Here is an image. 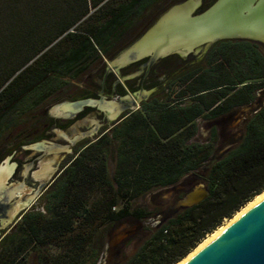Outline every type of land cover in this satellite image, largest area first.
Wrapping results in <instances>:
<instances>
[{"label": "trees", "instance_id": "obj_1", "mask_svg": "<svg viewBox=\"0 0 264 264\" xmlns=\"http://www.w3.org/2000/svg\"><path fill=\"white\" fill-rule=\"evenodd\" d=\"M167 1L0 0V162L39 140L35 132L46 118L39 112L69 80L112 58ZM158 84L162 93L71 159L43 208L12 224L0 238V264H34L35 256L39 264H98L106 229L154 214L138 199L202 171L209 195L143 227L130 240L136 248L123 247L114 263L178 264L264 192V102L242 120L238 135L222 141L213 127L210 139L194 140L199 118L217 119L257 100L264 55L229 45L208 66L174 68ZM228 140L231 146L203 169Z\"/></svg>", "mask_w": 264, "mask_h": 264}, {"label": "water", "instance_id": "obj_2", "mask_svg": "<svg viewBox=\"0 0 264 264\" xmlns=\"http://www.w3.org/2000/svg\"><path fill=\"white\" fill-rule=\"evenodd\" d=\"M200 1L184 0L168 7L140 37L109 62L107 73L111 70L119 71L121 67L146 57H149L147 64L152 65L160 58L171 54L186 56L198 50L203 44H210L216 39L246 34L243 25L244 17L239 18L238 16V13L245 7L243 2L239 0L234 4V0H218L204 13L196 14L195 10ZM235 12L237 13L236 18L233 19L232 14ZM151 92L152 90L142 89L134 95H126L117 99H107L105 96H101L100 98L88 97L66 101L54 106L52 112L58 106H68L62 114L68 117L72 112L85 105H99V107H112L110 116L111 119H114L122 110L137 106L138 102ZM249 105L242 106L237 110L241 112L244 108V110L249 109ZM251 105L255 106V103L253 102ZM43 144L44 142H38L32 144L31 147L38 148ZM230 146L231 140L223 142L206 167L209 168ZM2 163L0 170L5 166V163L13 169L8 160L2 161ZM7 177L5 176L1 183ZM9 188L10 190L5 191L7 199L15 189L13 186ZM208 195L209 188L206 181L203 180L180 198L171 211L176 212L181 208L193 206ZM127 237L129 235L121 234L111 239L112 250L109 264L115 263L113 255L116 246ZM37 264H39L38 261ZM180 264H264V196Z\"/></svg>", "mask_w": 264, "mask_h": 264}, {"label": "flooded vegetation", "instance_id": "obj_3", "mask_svg": "<svg viewBox=\"0 0 264 264\" xmlns=\"http://www.w3.org/2000/svg\"><path fill=\"white\" fill-rule=\"evenodd\" d=\"M217 1L218 0H201L195 10V13H204ZM238 1L239 0H234L233 3L235 4ZM240 1L244 3L245 7L241 12L238 13V16L239 18L244 17L243 25L246 30V34H238L236 36L219 38L211 42L210 44H203L198 48V50L191 52L186 56H181L179 54H171L166 57L160 58L157 62L152 65L147 64L149 61V57H146L142 60H138L121 67L119 71L111 70L107 73V69L109 67V63H107L106 68L104 69V72L101 76V83L98 84V86H96L94 90H87L85 93L79 94L73 97L71 100L74 101L88 97L100 98L101 96H105L107 99H117L126 95H134L142 89L152 90V92L148 96L138 102L137 106L122 110L114 119H111L110 116V111L113 110L112 107H99V105H85L81 109L72 112L71 116L68 117L62 115L65 110L60 106L58 108H54L53 112L52 110L47 112L49 114V117L46 116L41 127L35 132L36 135H41L42 137L40 139H43L48 134L53 132L58 134L61 139L67 142V144L63 145L59 143L48 142L44 143L42 149L40 150L42 153H63V158L61 159L62 161L60 160V164L53 170L48 169L44 172L36 173V176L32 177V179H34L36 182L31 183H35L39 187L38 200L39 203H41V207H39L38 209L44 207V195L53 185V183L61 174L63 169L71 162V159L73 157H75L87 145L97 140L105 132L111 131L115 125H120L132 113L140 110L142 106L147 103L148 100L154 94L160 92L162 93L164 87L158 83L164 82L165 79L168 77V74L172 70L170 68L172 66V60L168 59V57L172 55L180 58L191 56L188 61H185L184 66L180 68V70H186L192 68L195 64L200 68L208 66V62L212 58L217 56L220 53L221 49H225L227 46L234 44L244 46L246 48L247 53L251 56L255 54L256 50H258L261 54L264 55V0ZM236 14V12L232 14L233 19L236 18ZM147 27H145L139 34H136L135 36L133 34L131 38L126 39V41L116 53H119L120 51H122V49H124L132 42H134L138 37H140ZM142 68L143 78L135 81L133 80L131 82L130 79L139 75L140 69ZM167 68H169L168 74L165 73ZM112 74L116 76V79L114 81H111L110 84V77ZM162 74L166 75L164 81H158L157 78ZM92 108H94L95 113L92 112ZM97 115L101 117V121H98L93 118ZM203 119L215 120L214 118ZM69 127L71 129L72 134L71 139H67V136L63 131L64 129ZM212 128L209 130L208 137L205 141L212 137ZM20 164H22V162L17 161L16 167ZM28 171L29 165L25 166V171L22 173V176L26 173H29ZM21 187H23V184ZM174 188L176 189V194H178V197L182 198L194 187L190 190H187L185 193L183 192V189L178 185ZM7 190H10V188L6 187L1 189L2 194L0 195L2 198L0 200V238L4 236L12 226L11 223L13 220L10 221L9 219H14L16 217V215L15 217L13 216L14 203L11 197L12 194L11 196H9V199L5 197V191ZM159 204H161V202H158L154 205L157 206ZM22 206L23 204L19 205V207ZM29 209L30 208H24L23 212L19 214V217ZM173 213L175 212H172L171 208L170 210L166 211L163 221L170 217ZM16 214L18 215V213ZM131 218L133 217H128L126 219ZM111 234H113V231Z\"/></svg>", "mask_w": 264, "mask_h": 264}, {"label": "rangeland", "instance_id": "obj_4", "mask_svg": "<svg viewBox=\"0 0 264 264\" xmlns=\"http://www.w3.org/2000/svg\"><path fill=\"white\" fill-rule=\"evenodd\" d=\"M181 1H184V0H169L167 1L169 3L168 7H170L174 3H178ZM163 12L160 13V9H155L152 14H150L147 18H145V20H143L142 24H139V26L134 28V31H133L134 36L142 32V30L145 27L151 26L153 22ZM117 54L118 53H115L112 58H105L103 61H100L90 72L84 74L79 79L69 80V84L55 96L56 100L52 101L45 108H43V110L39 112V115L42 118L46 117L49 115L47 112L52 110L54 106L61 104L63 102H66V101H71L73 97L79 94H83L87 90H94L96 86H98V84L101 83V76L104 72V69L106 68L107 63H109L112 59H114L117 56ZM190 58L191 56H188L185 58L184 57L183 58H180V57L172 58L171 59L172 66L170 68L180 69L181 67L184 66L185 61H188ZM142 70L143 68L140 69V74L134 78H131L130 81L132 82L133 80L135 81L138 79H142L143 78ZM168 71H169V68L166 69L165 73L168 74ZM165 76H166L165 74H162L161 76L157 78V80L164 81ZM115 79H116V76L112 74L110 77V84H111V81H114ZM263 102H264V89L258 92V98L256 101H254L255 106H252L250 104L249 109L244 110L245 109L244 108L243 111L241 112H239V110H235L215 120H206L203 118H199L197 120L198 131L196 135L194 136V140H198V141L206 140L208 137L209 130L213 126L218 128L221 134L222 141L228 136H230L231 134L240 133V128H241L240 126H241L242 120L251 111L259 107ZM92 109H93L92 112L95 113L94 108ZM93 118H95L98 121H101V117L99 115L94 116ZM43 121H44V118H43ZM63 131L65 132L67 139H71L72 134H71L70 127L64 129ZM38 142H44V143L54 142V143H59L63 145L67 144V142L61 139L58 134L51 132L43 139H39L31 143H28L26 145H23L19 150H17V152L14 155H9L2 160L4 162L8 160V162L13 166V169H11V166H9L11 169L10 173L7 179H5V181H3V183L0 184V189L6 188V187L8 188L10 186L15 187L14 191L12 192L11 197L14 203L13 216L15 217L16 215V217L13 219L11 225L13 224L15 220L19 218V214L23 212L24 208L41 207V203H39V200H38L39 187L37 184L31 183V182H36L34 179H32V177L33 176L35 177L36 173L44 172L45 170H48V169L53 170L60 164L59 162L63 158V153H59V152L42 153L40 151L42 147L32 149L31 145L38 143ZM2 161L0 162V165L3 164ZM17 161H21L22 164L16 167ZM6 163L4 165L8 166L6 165ZM27 165H29V171H28L29 173H26L25 175L22 176V173L25 171V166ZM112 165H113V160L111 162V166ZM206 168L207 167L205 164L203 166V169H206ZM202 177H203L202 171H200L196 174H189L188 176H185L176 184L180 186L183 189V192L185 193L187 190H190L191 188L198 186L204 180ZM22 184H23V187H20V185ZM176 184L175 186H177ZM206 185H207V182H206ZM175 186L172 185V186L153 190L136 201V204L147 206L148 208L154 211V214L148 220L141 221V220H136L133 218L124 219L121 222L114 224L112 227L104 231L103 233L104 241H105L104 249H103V253H102V256L98 264H109L110 253L112 250V246H111L112 238L118 237L121 234L129 235L127 239H125L124 241H121V243H119L116 246L115 254L113 255L114 261H115L117 256H119L120 250L123 247H125L126 252H129V253H131L136 248V244H137L136 240H133V241H130V240L133 238V236L135 237L137 234H139L141 232V229H143V227L156 226L160 224L161 222H163L165 212L170 210V208H172L174 204L180 199V197H178V194H176V189L174 188ZM158 202H161V204L157 206L154 205ZM21 204H23V206L19 207V205ZM16 213H18V215ZM227 221L228 219H226L222 225L227 223ZM112 231H113V235L111 234ZM37 261L38 260L35 256L34 264H37Z\"/></svg>", "mask_w": 264, "mask_h": 264}, {"label": "bare ground", "instance_id": "obj_5", "mask_svg": "<svg viewBox=\"0 0 264 264\" xmlns=\"http://www.w3.org/2000/svg\"><path fill=\"white\" fill-rule=\"evenodd\" d=\"M68 106H63L61 108H64V110H66ZM12 169V168H11ZM10 167L9 166H3L2 169L0 170V183L2 182L1 180L5 177L8 176L10 173ZM264 196V192L260 195H258L253 201H251L250 203H248L241 211H239L233 218L228 219L227 223H225L224 225L220 226L216 231H214L213 233L209 234L207 236V238L201 243L199 244V246H197L187 257H185L181 262H183L185 259H187L188 257H190L195 251H197L198 249H200L204 244H206L208 241H210L213 237H215L217 234H219L222 230L225 229V227L232 222L236 217H238L243 211H245L248 207H250L251 205H253L256 201H258L259 199H261ZM180 262V263H181ZM178 263V264H180Z\"/></svg>", "mask_w": 264, "mask_h": 264}]
</instances>
